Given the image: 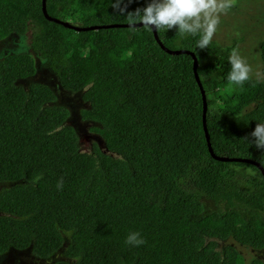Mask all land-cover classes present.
<instances>
[{
	"label": "trees",
	"instance_id": "16d2710c",
	"mask_svg": "<svg viewBox=\"0 0 264 264\" xmlns=\"http://www.w3.org/2000/svg\"><path fill=\"white\" fill-rule=\"evenodd\" d=\"M114 2L44 1L48 16L80 28L115 25L75 30L46 19L41 0H0V40L29 34L28 46L63 91L86 102L80 119L102 140L81 151L54 91L16 83L36 71L29 53L0 58V255L29 249L41 259L59 253L53 264H244L219 241L264 247V177L252 164L208 151L187 51L205 92L212 154L264 169V149L249 135L264 122V40L261 75L229 85L233 45L212 40L193 51L198 37L174 29L155 30L157 41L142 25L124 26ZM145 3L120 0L119 7L127 13ZM204 200L224 209L206 210ZM241 205L251 212L241 214ZM129 232L144 244H125Z\"/></svg>",
	"mask_w": 264,
	"mask_h": 264
},
{
	"label": "rangeland",
	"instance_id": "374dc122",
	"mask_svg": "<svg viewBox=\"0 0 264 264\" xmlns=\"http://www.w3.org/2000/svg\"><path fill=\"white\" fill-rule=\"evenodd\" d=\"M212 40L222 48L233 45V48H236L250 65V76H260L259 45L264 40V0H234L232 8L221 16V22ZM28 42L29 34H11L0 40V58L7 54L26 52L34 59L36 70L34 75L23 80H18L16 83L22 86H27L31 82H41L48 85L56 95L55 103L65 106L69 110L66 124L74 128L79 138L81 151L89 152L92 143L102 146L100 136L89 129L92 124L80 119L79 110L86 106V102L81 100L79 92L69 93L63 91L58 84L54 72L51 71L45 60L39 57L37 52L31 50ZM248 169L247 171L250 172ZM241 174L246 175L245 172ZM237 177L236 179H239L240 175ZM5 186L0 183V189ZM204 205L206 210L224 209L223 203L217 205L209 200H204ZM237 210L243 215L251 212V209L242 205L238 206ZM259 214L262 213L259 211ZM225 244H232L236 248L237 252L242 256L244 264H248L251 259L264 260V247L253 249L249 246L234 243L229 239L219 241V247ZM57 259H61L59 253L53 254L48 259H41L32 255L29 249H9L0 255V264H53Z\"/></svg>",
	"mask_w": 264,
	"mask_h": 264
},
{
	"label": "clouds",
	"instance_id": "9594fccd",
	"mask_svg": "<svg viewBox=\"0 0 264 264\" xmlns=\"http://www.w3.org/2000/svg\"><path fill=\"white\" fill-rule=\"evenodd\" d=\"M119 3L120 0H115L111 6L126 19L128 27L142 25L149 31L159 29L165 32L174 29L181 38L198 37L193 49L195 51L205 49L210 44L221 22V16L232 8L234 0H146L142 8L138 7L127 13L124 8L119 7ZM65 22L78 26L70 21ZM227 60L230 66L226 77L229 85L239 87L250 79V65L236 48L230 50ZM249 135L252 138L250 143L264 149V122L255 123ZM60 187L61 182H58L57 189ZM124 243L139 246L144 244V240L139 232H129Z\"/></svg>",
	"mask_w": 264,
	"mask_h": 264
},
{
	"label": "water",
	"instance_id": "95a60500",
	"mask_svg": "<svg viewBox=\"0 0 264 264\" xmlns=\"http://www.w3.org/2000/svg\"><path fill=\"white\" fill-rule=\"evenodd\" d=\"M44 1L45 0H41V11H42L44 17L46 19H48L50 21H53V22H56V23H58V24H60V25H62L64 27L73 28L75 30H80V29H84V30H87V29L97 30L99 28H110V27L115 26V25H112V24L111 25L110 24H108V25L101 24V25H90V26H87V27H84V28H80L79 26L72 25V24H70L68 22L61 21V20H58V19H55V18H52V17L48 16L46 14V12H45V4H44ZM123 25L124 26H128L127 24H123ZM136 26H139V25H136ZM152 32H153L154 38L158 41L155 30H152ZM167 51L170 52V53H177V52H179V50L178 51H169V50H167ZM187 53H189L191 55V57H192V64H193L192 66H193V73H194L193 75H194L195 81L197 83V86H198L199 91H200V94H201V100H202L201 121H202V127H203V132H204L205 140L207 141L208 151L210 152V154L213 157H215L218 160H222V161H241V162H245V163L252 164V165L256 166L257 169H259L261 175L264 177V169L262 168V166L258 162L254 161L252 159L239 158V157H231V158H229V157H220V156L219 157H216V156H214L212 154V151H211V149L209 147V143H208V134L206 132L205 124H204V118H205V112H206V100H205L204 90H203V88L201 86V83H200L199 78H198L197 73H196V57L194 56V54L192 52H188L187 51Z\"/></svg>",
	"mask_w": 264,
	"mask_h": 264
}]
</instances>
